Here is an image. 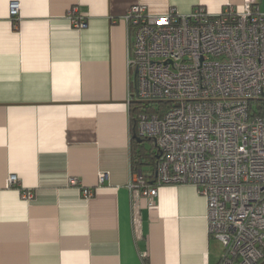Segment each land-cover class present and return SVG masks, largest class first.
<instances>
[{
  "label": "crops",
  "instance_id": "crops-1",
  "mask_svg": "<svg viewBox=\"0 0 264 264\" xmlns=\"http://www.w3.org/2000/svg\"><path fill=\"white\" fill-rule=\"evenodd\" d=\"M13 1L0 0V264L220 262L224 247L193 184L161 186L134 234L126 14L134 4L215 14L243 0H18V17ZM12 174L18 183L8 186Z\"/></svg>",
  "mask_w": 264,
  "mask_h": 264
},
{
  "label": "built area",
  "instance_id": "built-area-1",
  "mask_svg": "<svg viewBox=\"0 0 264 264\" xmlns=\"http://www.w3.org/2000/svg\"><path fill=\"white\" fill-rule=\"evenodd\" d=\"M262 2L243 0L215 14L204 6L151 14L134 4L126 14L137 91L129 100L167 105L138 116V133L154 141L159 160L152 183L142 169L128 183L134 234L141 233L142 210L161 186L193 184L207 200L210 235L224 247L216 264L264 261V114L250 105L264 99ZM20 9L18 0L11 2L12 16ZM76 13L72 8L70 18L84 28ZM106 176L100 173L101 182ZM17 183L10 175L8 186ZM23 196L32 199L34 192Z\"/></svg>",
  "mask_w": 264,
  "mask_h": 264
},
{
  "label": "trees",
  "instance_id": "trees-1",
  "mask_svg": "<svg viewBox=\"0 0 264 264\" xmlns=\"http://www.w3.org/2000/svg\"><path fill=\"white\" fill-rule=\"evenodd\" d=\"M255 103L257 104V109L259 110V113L264 114V99H259L256 101H251L250 105L254 108ZM167 105L165 103H158L148 106L146 109H143L142 104H131V116H132V126L134 134L139 133L136 131L137 129V120L138 116L142 112H154L157 111V107L163 108ZM143 141L139 143L135 138L132 140V169L133 171H137L139 169H142L145 171L146 175L148 176V179H152L155 177L156 169L158 165L159 160V150L158 147L155 145L154 141L150 138L141 137ZM149 140L152 142L153 147L151 149H146L144 146V141ZM147 167V168H145Z\"/></svg>",
  "mask_w": 264,
  "mask_h": 264
},
{
  "label": "water",
  "instance_id": "water-1",
  "mask_svg": "<svg viewBox=\"0 0 264 264\" xmlns=\"http://www.w3.org/2000/svg\"><path fill=\"white\" fill-rule=\"evenodd\" d=\"M137 92V91H136ZM137 94V93H136ZM131 104H142L143 107H147L148 105L152 104V103H160L163 102L162 100H154V101H149V100H140L137 98H134L132 100L129 101ZM134 138L141 143L143 141V139L141 138V136H138L137 134H134ZM264 264V261L261 263Z\"/></svg>",
  "mask_w": 264,
  "mask_h": 264
},
{
  "label": "rangeland",
  "instance_id": "rangeland-1",
  "mask_svg": "<svg viewBox=\"0 0 264 264\" xmlns=\"http://www.w3.org/2000/svg\"><path fill=\"white\" fill-rule=\"evenodd\" d=\"M261 10L264 12V0L261 4ZM255 107H257V104L255 103ZM144 146L146 149H151L153 147L152 142L149 140L144 141ZM147 168V167H145Z\"/></svg>",
  "mask_w": 264,
  "mask_h": 264
}]
</instances>
